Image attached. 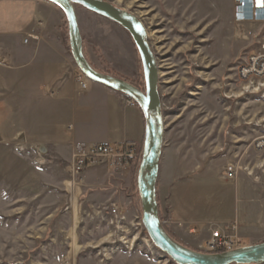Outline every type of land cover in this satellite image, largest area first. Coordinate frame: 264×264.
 <instances>
[{"label":"rangeland","instance_id":"obj_1","mask_svg":"<svg viewBox=\"0 0 264 264\" xmlns=\"http://www.w3.org/2000/svg\"><path fill=\"white\" fill-rule=\"evenodd\" d=\"M105 1L144 22L157 58L165 124L163 148L176 154V193L181 197L176 209L189 212L185 219L197 220L189 224L176 219L180 234L176 236L186 247L205 253L210 252L202 245L215 231L230 237L236 249L264 242V151L252 147L253 140L264 134V88L255 90L236 78L241 57L254 44L252 34L235 38L234 2ZM76 10L90 64L103 73L137 81L144 90L143 67L130 34L84 7L76 6ZM54 17L45 18V29L56 30L67 22L62 11L59 19ZM2 41L0 38V47ZM85 80L86 88L77 81L81 93L88 90L90 80L86 76ZM78 144L92 145L76 142L73 150ZM30 162L26 173L24 165L16 163L22 176L15 182L0 178V264H79L89 254L97 264H110L119 253L127 255L126 264H176L153 245L146 230L136 229V216L141 214L132 198L114 204L126 216L121 228L103 214H84L79 223L80 215L76 221L71 211L75 206L81 212L84 198L66 210L71 206L69 199L56 196L65 192L57 186L60 184H52L39 197L41 184ZM230 163L237 167L231 177L225 173ZM84 174L77 180L80 184ZM71 188L78 185L70 183ZM169 191L161 192L160 200L163 224L172 233L165 222L173 204ZM69 251L77 255L76 260L72 256L67 260ZM223 252L227 251L213 253Z\"/></svg>","mask_w":264,"mask_h":264},{"label":"crops","instance_id":"obj_2","mask_svg":"<svg viewBox=\"0 0 264 264\" xmlns=\"http://www.w3.org/2000/svg\"><path fill=\"white\" fill-rule=\"evenodd\" d=\"M229 1L233 2L225 0ZM61 11L55 4L43 0H0V38L3 40L0 47V178L15 182L22 176L16 163H22L26 173L31 161L37 171L34 177L41 184L39 197L52 184H60L57 186L65 192H57L56 196L69 199L71 206L66 210L84 198L81 212L75 206L71 209L76 221L80 215L79 223L84 220V214L106 216L105 208L120 203L121 199L132 198L139 213L140 200L133 183L138 163L124 168L89 167L83 183L70 189L68 173L76 142H111L116 146L128 143L142 153L146 128L142 109L138 104H130L126 95L91 80L87 92H79L76 76L80 71L71 54L67 22L56 30L45 29L48 22L45 18L54 19L56 15L59 19ZM76 15L82 34L77 10ZM36 17L43 22L36 21ZM246 26L255 27L252 23ZM172 153L171 148H163L157 196L164 217L161 192L170 190L173 204L165 222L176 236V233L180 235L176 232V219L187 220L190 214L176 209L181 197L176 193V154ZM187 221L197 223L195 219ZM67 254V260L71 256L76 260V254L71 255L70 251ZM91 259L90 254L83 256L79 264L98 263ZM126 263L125 253L115 255L110 262Z\"/></svg>","mask_w":264,"mask_h":264},{"label":"water","instance_id":"obj_3","mask_svg":"<svg viewBox=\"0 0 264 264\" xmlns=\"http://www.w3.org/2000/svg\"><path fill=\"white\" fill-rule=\"evenodd\" d=\"M55 4L67 19L70 49L80 72L89 80L103 84L136 101L145 118V139L137 173V191L142 222L153 245L176 264H264V242L223 253H205L174 240L160 219L157 196L160 159L163 152L165 124L159 93V66L144 22L134 13L105 0H43ZM76 6L107 18L125 29L140 55L145 78L142 90L131 82L96 70L84 54L83 37Z\"/></svg>","mask_w":264,"mask_h":264},{"label":"built area","instance_id":"obj_4","mask_svg":"<svg viewBox=\"0 0 264 264\" xmlns=\"http://www.w3.org/2000/svg\"><path fill=\"white\" fill-rule=\"evenodd\" d=\"M233 2L235 38L244 39L247 34H252V44H254V48L241 57L235 75L239 81L245 82L248 87L261 90V88H264V0H233ZM249 23L254 24L255 27L253 29L248 28L246 25ZM27 41L25 39V42ZM77 81L81 88L87 87L85 76L82 73L77 75ZM128 102L136 104V101L131 98H128ZM252 147L256 151H264V134L253 140ZM141 157L142 153L133 144H122L120 146H116L111 142L92 145L78 144L72 153V163L68 173L69 179L72 184L79 185L80 181L77 180H80L88 167L99 165H108L114 168L130 167L139 163ZM225 173L229 177L236 174V165L234 163L228 164ZM105 210L110 223L115 224L117 228L125 225L126 216L123 214L121 206L113 205L105 208ZM135 227L137 230L145 232L142 216L139 214L136 216ZM205 243L202 248L210 253L236 249L230 237L218 231H215L210 240ZM123 244L126 248H129L126 241ZM118 249H122V247Z\"/></svg>","mask_w":264,"mask_h":264},{"label":"trees","instance_id":"obj_5","mask_svg":"<svg viewBox=\"0 0 264 264\" xmlns=\"http://www.w3.org/2000/svg\"><path fill=\"white\" fill-rule=\"evenodd\" d=\"M127 81H129V80H127ZM129 82H131L132 84H134V85H136L137 87L140 88V85H138L137 81H129ZM143 84L145 85V83H143ZM142 148H143V146L141 147V151H142ZM138 165H139V163L137 164L136 169H135V171H134V173H133V183H134V187H135V189H137V173H138ZM137 194H138V193H137ZM138 196H139V195H138ZM159 212H160V211H159ZM140 214H142V213H141V210H140ZM160 219H161V221L163 222V218H162V216H161V213H160ZM164 227H165V226H164ZM165 229H166V231L170 234V236H171L174 240H176V241H178L179 243L183 244V242H182L177 236H175L173 233H171L170 231H168L166 227H165Z\"/></svg>","mask_w":264,"mask_h":264}]
</instances>
